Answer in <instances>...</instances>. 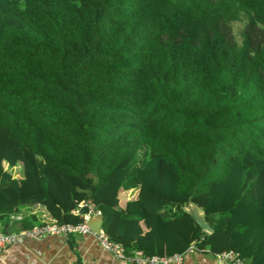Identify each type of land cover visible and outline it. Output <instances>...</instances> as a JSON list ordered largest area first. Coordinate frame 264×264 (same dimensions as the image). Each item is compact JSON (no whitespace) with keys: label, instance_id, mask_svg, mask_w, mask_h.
Instances as JSON below:
<instances>
[{"label":"trees","instance_id":"1","mask_svg":"<svg viewBox=\"0 0 264 264\" xmlns=\"http://www.w3.org/2000/svg\"><path fill=\"white\" fill-rule=\"evenodd\" d=\"M85 201L128 255L264 264V0H0V222Z\"/></svg>","mask_w":264,"mask_h":264},{"label":"crops","instance_id":"2","mask_svg":"<svg viewBox=\"0 0 264 264\" xmlns=\"http://www.w3.org/2000/svg\"><path fill=\"white\" fill-rule=\"evenodd\" d=\"M25 208L14 215L10 224L2 227L9 230L22 227L21 216ZM44 222H51L45 216ZM1 223V222H0ZM39 222L35 223L38 224ZM42 223V222H41ZM0 264H121L112 254L103 250L89 234H75L67 239L45 236L39 239L18 240L0 249ZM185 264H229L214 254L198 252L189 254Z\"/></svg>","mask_w":264,"mask_h":264},{"label":"built area","instance_id":"3","mask_svg":"<svg viewBox=\"0 0 264 264\" xmlns=\"http://www.w3.org/2000/svg\"><path fill=\"white\" fill-rule=\"evenodd\" d=\"M82 206H87L88 211L86 214H80L79 209ZM75 214L81 216L82 220L77 224L71 223H56L42 222L35 224L31 228L19 227L17 232H10L7 228L0 225V249L17 242L18 240L39 239L45 236H56L61 239H67L72 234H89L97 244L106 252L112 254L121 264H185V258L189 254L202 252L198 249L195 242H191L188 247L180 253H173L170 255H144L141 251H135L133 254L128 255L124 252L121 244L112 241L103 231L99 228L98 232H94L88 226V221L93 217H101V211L96 209L94 204L90 201L82 202L78 205V209L74 211ZM222 260L227 261L229 264H248L240 255L233 251H223L219 254H214Z\"/></svg>","mask_w":264,"mask_h":264},{"label":"water","instance_id":"4","mask_svg":"<svg viewBox=\"0 0 264 264\" xmlns=\"http://www.w3.org/2000/svg\"><path fill=\"white\" fill-rule=\"evenodd\" d=\"M87 210H88L87 206H82L79 209V213L86 214ZM185 211L193 218L194 222L201 228L202 231L208 234L212 232L211 227L204 219L203 212L200 210L198 206L188 203L185 207ZM101 224H102V220L99 217H93L88 221V226L94 232H98L99 228H101Z\"/></svg>","mask_w":264,"mask_h":264},{"label":"rangeland","instance_id":"5","mask_svg":"<svg viewBox=\"0 0 264 264\" xmlns=\"http://www.w3.org/2000/svg\"><path fill=\"white\" fill-rule=\"evenodd\" d=\"M244 23H245V18H243V19H242L241 21H239V22H235V23H233V26H232L233 36L235 37V39H236L238 42L241 40V37H240V31H241V29H242ZM101 218H102V216H101ZM0 225L2 226V223H0ZM8 231H10V232H17V231H18V228L14 229V230H13V229H12V230H9V229H8Z\"/></svg>","mask_w":264,"mask_h":264},{"label":"bare ground","instance_id":"6","mask_svg":"<svg viewBox=\"0 0 264 264\" xmlns=\"http://www.w3.org/2000/svg\"><path fill=\"white\" fill-rule=\"evenodd\" d=\"M87 209H88V208H87ZM87 211H88V210H87ZM99 218L102 220V218H101V217H99ZM22 228H23V227H22ZM101 228H102V224H101ZM90 229H91V228H90ZM72 235H75V234H72ZM72 235H71V236H72ZM69 237H70V236H69ZM142 254H143V253H142Z\"/></svg>","mask_w":264,"mask_h":264}]
</instances>
